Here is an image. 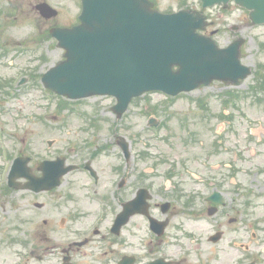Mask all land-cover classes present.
Wrapping results in <instances>:
<instances>
[{"label":"flooded vegetation","instance_id":"flooded-vegetation-1","mask_svg":"<svg viewBox=\"0 0 264 264\" xmlns=\"http://www.w3.org/2000/svg\"><path fill=\"white\" fill-rule=\"evenodd\" d=\"M17 131V123L2 127L0 146L10 147ZM30 135L33 150V127ZM82 150L74 144L51 159L63 158L60 173L73 166L57 187L25 191L30 246L19 236L21 192L0 191V264H264V237L256 254L255 232L242 243L248 228L264 235V220L249 222L252 198L239 166L137 165L131 152L94 166L101 155L86 158Z\"/></svg>","mask_w":264,"mask_h":264},{"label":"rangeland","instance_id":"rangeland-1","mask_svg":"<svg viewBox=\"0 0 264 264\" xmlns=\"http://www.w3.org/2000/svg\"><path fill=\"white\" fill-rule=\"evenodd\" d=\"M40 1H46L53 8L57 9L59 13L58 17L50 21H45L40 18L33 8V6ZM79 1L80 0H0V10L2 11L0 15V34L4 33V31L14 23L15 28L7 34L8 37L11 39L16 38L17 44H20L22 49H30L33 52V68H37L36 70L44 72L56 64L61 59L62 54V51L56 48L55 41L46 39L44 33L52 26L69 25L73 23L80 12ZM156 1L160 10H176L179 8L178 0ZM192 2L195 5L198 4L197 0H191V3ZM10 8H14V12H12L10 16L5 15L3 11L8 13ZM206 14L210 15V19L212 18V20H215L216 25L222 31L231 24L239 25L246 22L244 19L246 14L239 10L233 9L229 12L221 13L218 9H211L208 10ZM239 35L245 40V45L243 47L244 63L252 68L257 63H264V53L262 51V47H264L262 46V43H264V26L258 28L245 26L240 30ZM229 37L230 33H220L216 39L220 45H225ZM31 57L32 56L26 58L24 63H27V60ZM8 72V70L4 71L5 74H8ZM250 84L251 77L235 90L245 92ZM226 90H228V88L222 84L214 83L209 88L197 90L177 99L175 104H167V109L159 107L158 113L160 118H164L168 121V127L159 130L147 128L148 113L143 115L142 112L146 110L144 108H138L137 104H135L121 120H117L118 123L115 125L113 133H109L106 129L109 127L113 128V122L116 121L115 116L109 109V107L115 103V100L109 97L86 99L85 102L78 107V112L93 116V118L96 117V119L101 122V132L97 133V139L99 140V147L107 148L96 163H94V166H109L114 163L112 161L113 158L119 155L115 147H110L115 143V135H123L131 142L132 148L134 149V164L138 165L149 166L157 164L167 166L171 164L173 160H178L179 164L190 165L194 168L204 163L213 165L228 163L230 157L233 156V153L230 152L232 149L231 145H235L236 147L245 146L248 147L249 151L252 150L251 148H254L255 151H257L256 156L252 157L247 153V160L245 162H240L245 166V169L264 164V145L255 147L247 139L249 127L264 128V106L253 107L248 103L251 101L250 98L242 101L240 109L233 110L236 119L232 124L228 125L224 131L225 135L228 136L227 138H229L228 143L224 145L226 149L219 150L217 154L214 155L208 153V148H210L211 143L215 141L212 131L213 128L210 127H216L219 124L214 115L220 109H223V107H221V95L224 94ZM200 98L209 99L212 107L218 104L217 108L214 110V115L209 116V119H206L207 115L201 117L196 114L206 111L205 108L201 107L202 103L199 104L197 100ZM145 99H143L140 105L151 103L154 104L155 107L157 105L162 106L161 102L163 101V97L160 95H149L145 97ZM17 101L19 102L17 106H22L21 110L18 112L21 113L22 117H29L30 111H33L34 158H44L47 155L52 157V148L48 149L46 142L58 138L57 146H60L66 138H62L59 133L47 132L45 126L39 122L40 120L38 117L40 115L46 114V117L56 116L58 118H62L63 116L67 117L71 124L70 129H72L76 133L77 138L80 139L86 136L79 132L81 127L84 131L88 130V132H90L92 130L91 127H88L84 123L81 115H79V117L73 114L68 115L67 110L59 112L56 109L58 98L54 97L52 102L45 101L39 89L38 91L33 89V96L32 93L28 95L26 93L22 94L18 97ZM183 116H186L185 119L187 121H189L191 117L185 129L181 127ZM106 120L108 124L104 125ZM36 122H38V124H34ZM57 122L58 120L53 121V123ZM175 133L178 137L175 136ZM231 133L239 137H234ZM66 134H68V131H66ZM160 134L170 136V140L173 142L171 148L167 146L165 142L160 141ZM20 136L22 139L31 137L30 134H20ZM258 136L263 137L264 134L259 132ZM22 139L21 145L16 146L14 149L12 148L13 150L11 151L13 154L17 153L19 150H23L25 143ZM16 140L20 143L19 138ZM91 142L94 143L93 140H91ZM240 149L245 148L241 147ZM141 151L149 152L151 158L141 160L139 156ZM238 158L239 156H237L235 164L239 165ZM231 160L233 161V157ZM253 180V177L246 176L244 180L245 186L250 187ZM257 181L261 182L262 178L258 177ZM258 204L259 202L255 201V212L257 215H260L264 212V209L259 208ZM19 206L21 207V220H27V224H23L21 229L30 230L29 234L33 235V207L28 203L27 199H24V201L21 200ZM25 237H28V235L26 234ZM247 237L249 236L247 235ZM0 259L3 260V254L1 252ZM7 259L11 258L7 257Z\"/></svg>","mask_w":264,"mask_h":264},{"label":"water","instance_id":"water-1","mask_svg":"<svg viewBox=\"0 0 264 264\" xmlns=\"http://www.w3.org/2000/svg\"><path fill=\"white\" fill-rule=\"evenodd\" d=\"M202 1L212 5L227 0ZM236 2L251 10L252 24L264 22V0ZM43 8L48 9L37 7L45 14ZM80 19V26L57 33L69 58L62 69L72 71L62 89L71 97L113 94L127 102L146 90L175 94L212 78L238 76L229 70L235 62L231 50L212 51L211 43L195 34L203 28L200 16L187 12L161 15L147 0H89ZM173 65L180 66L174 74L170 72ZM58 71L59 67L51 73Z\"/></svg>","mask_w":264,"mask_h":264}]
</instances>
